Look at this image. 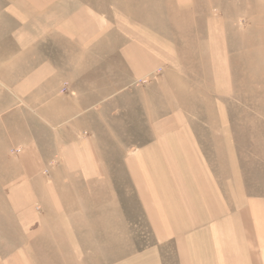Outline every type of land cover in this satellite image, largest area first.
I'll use <instances>...</instances> for the list:
<instances>
[{"label": "crops", "instance_id": "1", "mask_svg": "<svg viewBox=\"0 0 264 264\" xmlns=\"http://www.w3.org/2000/svg\"><path fill=\"white\" fill-rule=\"evenodd\" d=\"M105 1L108 8L92 0H0V264H92L97 257L166 264L170 251L178 264H264V196L242 192L238 166L226 177L224 149L208 141L224 135V125L196 122L182 107L154 109L155 96L142 84L154 73L138 36L144 31L135 24L137 38L129 41L121 29L119 57H107L115 0ZM114 62L122 67L117 74ZM212 65L216 94L230 93L225 57ZM146 109L160 115L150 120L147 140ZM17 115H24L21 141L12 133ZM110 115L119 131L138 129V136L100 145L96 129L105 127L96 123ZM128 117L131 123L121 122ZM49 124L53 157L41 148ZM70 127L71 147L59 140ZM60 167L88 181L78 200H49L48 179L63 177ZM101 178H122L126 187L104 188L102 201L93 185Z\"/></svg>", "mask_w": 264, "mask_h": 264}, {"label": "rangeland", "instance_id": "2", "mask_svg": "<svg viewBox=\"0 0 264 264\" xmlns=\"http://www.w3.org/2000/svg\"><path fill=\"white\" fill-rule=\"evenodd\" d=\"M92 1L97 2V6L104 5L108 8V2L105 0ZM121 15L126 19L121 18ZM111 18L114 43L111 50L105 51L106 56L113 59L119 57L115 43L119 44L122 40V34L118 33L121 29L129 30V41L137 38L136 33L132 32L135 24L144 31L138 36H141L146 47L149 46L143 54L145 59L153 61L154 73H151L152 76L146 75L142 84L146 92L152 91L155 96L152 99L154 109L182 107L189 109L186 116L193 119L196 117V122L222 123L224 135L212 136L208 141H218L219 148L224 149L226 177L230 176L228 170L238 166L242 192L264 196V0H115ZM127 20L132 23L126 24ZM4 37L1 33L2 43ZM220 41H224V48L220 47L223 51L220 48H212ZM102 51L99 50L98 56H105ZM223 56L228 63L232 91L220 95L215 92L212 63L214 58ZM121 68L116 62L113 63L114 74ZM157 74L160 75L158 81L154 79ZM174 74L181 79L169 80L173 79ZM124 75V80L128 83L131 73L127 71ZM162 101L169 104L167 108L163 106ZM196 110L199 112L196 113ZM34 116L32 129L40 133V124H37V121L42 119L39 115ZM51 116L55 118L56 115ZM158 116L160 115L146 109V128L143 136L145 140L152 136V130L148 128L150 120ZM20 117L24 115H17L12 121V125H16L12 133L21 141L22 128L18 124ZM136 118L134 111L133 120L136 121ZM52 120L55 119L50 118V123H53ZM131 120L129 117L128 120L123 118L121 122L129 123ZM106 121L107 123L101 118V121L96 123L97 127H105L96 129L100 145L106 142L119 144L122 134L125 136V142L127 138L138 136V129L119 131L116 127L119 128L120 122L114 117L111 118V115ZM48 129L50 134L47 138L44 136L43 140L41 138L46 142L41 148L44 155L53 157V150L56 148L50 145V141L56 139L52 137L51 124ZM60 134L59 140L71 147L74 139L71 127L64 128ZM88 134V131L82 132L83 136L87 137ZM76 137L78 136H75V139ZM208 137L209 135H204L205 141ZM101 149L103 150V147ZM113 149L114 147L110 152H115ZM103 152L100 154L102 160L106 158ZM72 154L71 151L62 153L67 161ZM60 168L64 171L63 177L60 176L62 172H58L57 176L48 179L49 200L65 203L78 200L81 196L78 192L81 187L89 185L88 181L69 176L65 170L67 165L64 169ZM229 179L232 180V177ZM35 185L39 186L40 182ZM93 185L101 189L97 198L102 201L107 196L104 188L126 187L122 178H101ZM169 253L171 256L165 259V263L178 264L173 251ZM91 263L121 264V259L97 257L92 259Z\"/></svg>", "mask_w": 264, "mask_h": 264}]
</instances>
